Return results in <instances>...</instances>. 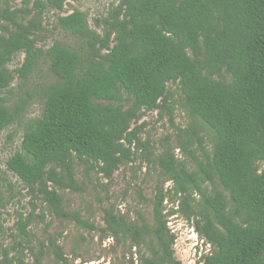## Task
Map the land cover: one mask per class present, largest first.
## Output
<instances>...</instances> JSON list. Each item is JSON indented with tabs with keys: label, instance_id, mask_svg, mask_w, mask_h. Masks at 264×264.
Returning <instances> with one entry per match:
<instances>
[{
	"label": "trees",
	"instance_id": "trees-1",
	"mask_svg": "<svg viewBox=\"0 0 264 264\" xmlns=\"http://www.w3.org/2000/svg\"><path fill=\"white\" fill-rule=\"evenodd\" d=\"M64 1L0 6V132L21 123L30 100L37 97L41 104L6 160L31 205L17 214L19 240L11 249L24 245L32 251L28 227L46 214L96 229L64 205L62 192L84 190L75 165L99 175L100 186L139 155L158 169L151 221L138 210L132 219L107 202L100 229L137 250L138 262L129 264H182L167 225V216L177 213L192 219L209 244L194 264H264V0H117L95 19L99 30L78 9L61 14ZM45 9L56 11L53 29L70 42L36 46ZM18 53L22 63L9 70ZM42 66L50 80L24 91ZM15 77L20 82L12 90ZM173 84L185 126L174 123ZM154 110L167 115L175 133L172 142L170 135L162 139L153 156L149 140L140 138L147 122L138 121ZM38 201L45 209L35 214ZM105 201L97 197L99 205ZM6 202L0 189V207ZM46 249L66 264L52 236L47 245L39 243L33 264H41ZM1 254L0 264H24L8 248Z\"/></svg>",
	"mask_w": 264,
	"mask_h": 264
},
{
	"label": "rangeland",
	"instance_id": "rangeland-1",
	"mask_svg": "<svg viewBox=\"0 0 264 264\" xmlns=\"http://www.w3.org/2000/svg\"><path fill=\"white\" fill-rule=\"evenodd\" d=\"M34 0H30L29 7L32 6ZM45 1V0H43ZM117 0H65L61 14L72 12L78 9L86 14L88 24L91 28L99 30L95 23V19L103 17L110 5L116 3ZM8 5L11 9L25 7L23 0H0V6ZM56 20V11L45 9L42 12L41 29L38 33L36 46L46 48L53 41L59 40L70 42L71 39L62 32L53 29ZM23 60V54H16L13 59L8 62L7 67L13 70L20 66ZM50 73L45 66L39 68L24 85L23 90L34 89L33 84H41L50 80ZM20 82L15 77L10 85V89L17 88ZM173 92L172 100L176 106L173 111L175 125L185 126L188 118L181 109L179 103V91L176 85L171 86ZM38 92V89L37 91ZM30 104L26 108V113L21 119L20 124H12L0 132V181L2 183L0 189L3 197L7 202L4 207H0V224L3 227L0 235V258L1 250L8 248L10 254L21 257L24 264H33L34 255L39 250V243L44 242L47 245L48 236H52L57 240L61 247L66 264H129L130 260L134 262L138 259L137 250L130 247L128 242L116 244L111 237L104 235L101 228L104 227L102 220V208L107 202L116 204L120 212L127 213L128 217L134 218L135 211H141L144 217L150 222L152 219L150 200L154 194L156 182L158 180V169L154 163H148L144 158L135 155L133 161L127 165H122L113 174L110 181L101 179V185H96L98 176L94 171L85 173L82 166L76 164L75 172L78 181L83 182L82 192L64 191L63 201L67 210H78L83 219L92 222L96 229L80 227L73 222L52 218L46 214L43 220L35 217L28 227L29 241L28 246L32 247L30 251L26 246H19V251L11 249L13 244L19 240L14 235L16 233L14 223L18 213L26 214L31 210L29 204L30 195L25 187L20 183L15 175L7 171L6 160L18 149L21 134L29 119L39 115L41 104L37 97L30 100ZM147 122L143 131L140 133L142 141L149 140L153 156L160 150V143L166 135H170L169 142L173 141L175 133L174 126L170 125L167 115H158V110L146 112L138 121V123ZM205 146L208 150L211 148V136L206 134ZM178 158H183L180 152L175 150ZM152 156V157H153ZM6 182L13 185L12 190H8ZM169 183L164 182V187ZM96 185V186H95ZM140 189V190H139ZM144 196L143 201L138 193ZM106 198L108 201L99 205L97 197ZM38 208L35 214H40V210H44V204L37 202ZM166 205L165 209H168ZM47 225V227H46ZM167 225L175 234L173 244L174 254L182 264H194L199 260L200 256L208 251L209 244L197 234L193 226V220H186L181 214L167 216ZM25 244V243H24ZM17 248V249H18ZM143 251V250H141ZM138 262V261H137ZM41 264H65L57 260L54 254L46 249L41 257Z\"/></svg>",
	"mask_w": 264,
	"mask_h": 264
}]
</instances>
